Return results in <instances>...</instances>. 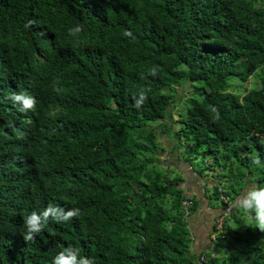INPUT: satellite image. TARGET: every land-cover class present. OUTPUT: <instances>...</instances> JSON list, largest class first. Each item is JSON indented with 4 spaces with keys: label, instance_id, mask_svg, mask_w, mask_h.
<instances>
[{
    "label": "trees",
    "instance_id": "obj_1",
    "mask_svg": "<svg viewBox=\"0 0 264 264\" xmlns=\"http://www.w3.org/2000/svg\"><path fill=\"white\" fill-rule=\"evenodd\" d=\"M259 67L264 0H0V264H264V72L231 83ZM187 82L172 125L212 159L219 255L192 251L197 194L160 165Z\"/></svg>",
    "mask_w": 264,
    "mask_h": 264
},
{
    "label": "rangeland",
    "instance_id": "obj_2",
    "mask_svg": "<svg viewBox=\"0 0 264 264\" xmlns=\"http://www.w3.org/2000/svg\"><path fill=\"white\" fill-rule=\"evenodd\" d=\"M264 72V68L263 67H259L257 68V70L254 72V74L247 80V81H242L237 77H234L231 79V83H234V88L242 93H246L247 91L251 90L252 88L259 86L261 83V77L263 75ZM190 83H184L183 85H177V94H176V100L174 102H172L167 117L166 119L163 120V122L166 123V121L169 120V123H167V126H165V124L162 126V128L157 129V133L159 136V139L163 145V147H165L164 151H160L159 157H160V165L162 167H167L170 166L169 168L171 169L172 175H176L177 173H185V174H189L190 176L193 175L195 177V175H197V173L194 170L197 171H202L205 169L204 174L207 175L206 173L208 172V168L207 166L210 165V163H212V159L209 160L205 159L203 156H195L192 155L189 152V145L187 144L186 140L180 141L179 138L176 135V131L180 130V128L182 127V124L180 122L175 123L174 125H172V122L175 121V119L179 118V114H177L179 112V110L182 109L183 107V102H184V98L188 97L190 95H192L194 92H190ZM193 91V90H192ZM173 146L175 147V152L173 156V159H171L172 156L171 155V150L173 148ZM171 159V160H170ZM172 161V162H171ZM171 162V163H170ZM172 164L173 166H171L170 164ZM219 167H217V170L219 171ZM192 173V174H191ZM221 178H222V186H225V188H228L229 185L231 184V181H226V177L224 178V175L221 174ZM189 178V177H188ZM253 186V184H250V188ZM248 190L246 191V195L243 197V199H245L244 202H247L246 199H248L247 197V193ZM210 194H213V189H210ZM239 199V197L237 198V200ZM241 202V201H240ZM223 219V218H222ZM217 231V230H216ZM214 232L212 234V240L216 243V244H224L226 242V240H215L217 237V232ZM216 248V245H213ZM212 253V255H219L220 250L218 249H213L210 251ZM223 252V251H222Z\"/></svg>",
    "mask_w": 264,
    "mask_h": 264
},
{
    "label": "crops",
    "instance_id": "obj_3",
    "mask_svg": "<svg viewBox=\"0 0 264 264\" xmlns=\"http://www.w3.org/2000/svg\"><path fill=\"white\" fill-rule=\"evenodd\" d=\"M183 173V172H182ZM192 174V173H191ZM184 187L191 196L197 194L199 206L198 209L188 218L189 227L192 232L193 243L192 251L203 254L204 251L216 249L213 245L216 243L212 240V234L215 229V221L218 213L222 211L219 206H212L211 200L206 194L203 179L195 175L185 174ZM189 177V178H188ZM241 201V202H240ZM245 199L239 197L237 204H246ZM206 255V254H205ZM198 264H205L198 262Z\"/></svg>",
    "mask_w": 264,
    "mask_h": 264
},
{
    "label": "built area",
    "instance_id": "obj_4",
    "mask_svg": "<svg viewBox=\"0 0 264 264\" xmlns=\"http://www.w3.org/2000/svg\"><path fill=\"white\" fill-rule=\"evenodd\" d=\"M183 204H184V207H185L186 215L189 216V214H190V208L192 207V201H190V200H184L183 201ZM217 222H218V231H220L221 228H222L223 219L220 217V218L217 219Z\"/></svg>",
    "mask_w": 264,
    "mask_h": 264
}]
</instances>
